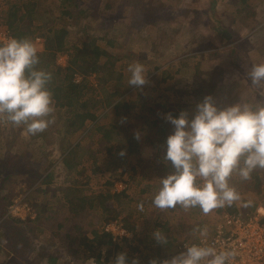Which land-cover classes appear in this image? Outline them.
<instances>
[{
  "label": "rangeland",
  "instance_id": "rangeland-1",
  "mask_svg": "<svg viewBox=\"0 0 264 264\" xmlns=\"http://www.w3.org/2000/svg\"><path fill=\"white\" fill-rule=\"evenodd\" d=\"M27 1L0 0V25L4 26L2 23L11 6ZM75 3L77 8L62 0H40L33 9L31 22L21 19L19 23L28 39L33 43L34 39H39L34 43L39 55L45 53L43 36H63L65 49L73 52V48L86 46L91 38L103 37L106 31L99 44L104 47L106 41L113 38L120 49H107L108 52L127 57L116 63L119 69L115 72L121 75L118 100L132 97L150 110L166 100L173 101L174 105L181 103L180 112H187L189 117L196 104L209 95L218 106L264 103V87H253L246 75L252 65L264 63V0H75ZM61 10L71 12L72 16L63 17ZM80 11L84 12L78 15ZM238 12H241L240 17ZM22 13L18 15L23 16ZM149 22L154 25L148 26ZM69 59L67 54H58L56 63L65 69ZM136 62L142 63L146 70L147 83L141 90L128 84L127 68ZM181 73L193 77H182ZM161 77L167 78L166 81L161 82ZM86 83L89 100L102 101L115 91L114 86L92 76L87 77ZM168 89L171 90L167 92ZM91 113L96 121L86 122L85 132L81 134L72 133L63 123L71 116V111L64 109L59 110L53 123L37 135H29L22 127H13L6 118L0 117V160L5 155L18 160L17 166L0 165V264H7L9 259L18 264L24 258L30 264H49V258H54L55 264H105L112 249L101 247L87 251L84 242L93 240V231L101 234L102 227L112 223H104L105 219L115 215L114 222L123 229L124 225L134 227L127 239L130 240L134 232L135 242L114 241L125 252L134 253L132 262H162L180 253L182 239L199 238L194 229L206 227L211 237L213 227L223 216L229 215V206L214 209L208 215L198 208L185 211L177 206L172 212L153 207L152 200L160 187L161 178L156 177L158 171L155 169L159 165H149L147 171L144 161L141 166L134 164V156L126 157L131 161L124 167L123 184L114 183L123 169H116L109 161L110 156L105 155L107 143L101 141L96 128L100 125L107 128L110 124L122 127L127 122L119 117L112 118L108 108L97 106ZM141 127L135 128L140 135H153V131ZM75 144L79 147L69 156L74 167L68 170L63 159ZM25 161L26 166L22 164ZM9 172L13 175L4 179ZM36 173L39 179L31 184ZM256 175L259 195L251 190L254 180L244 181L238 175L230 180L240 195V200L232 206L245 210L240 213L242 216L255 215L258 209L264 211V170H258ZM107 182L113 184L111 189ZM121 191H125L127 199L108 202L109 211H101L96 197ZM80 196L90 204L78 217L76 212L69 210V200L74 205L75 197ZM18 202L30 208L31 219H25L20 209L14 211V204ZM140 204H143V211L137 207ZM163 223L168 228L161 230ZM157 230L167 237V245L160 246L153 238ZM98 254L100 260H96ZM114 258H110L109 264Z\"/></svg>",
  "mask_w": 264,
  "mask_h": 264
},
{
  "label": "clouds",
  "instance_id": "clouds-1",
  "mask_svg": "<svg viewBox=\"0 0 264 264\" xmlns=\"http://www.w3.org/2000/svg\"><path fill=\"white\" fill-rule=\"evenodd\" d=\"M39 64L38 48L31 39L0 42V117L29 135L44 132L53 123L55 111L48 88L51 73L40 69ZM145 71L142 63L130 64L129 86L141 90L147 83ZM246 75L253 87H264V63L252 65ZM164 119L173 127L163 156L171 171L159 179L153 207L166 210L179 206L185 211L198 208L208 215L240 200L230 184L233 176L248 181L255 171L264 170V103L218 106L209 95L196 104L191 117L182 111L178 116L166 114ZM137 207L143 211V204ZM193 231L198 232L200 243L185 246L171 259L153 260L151 264H234L237 254L230 245L218 250L206 244V227ZM152 235L161 245L169 243L160 230ZM182 240L183 244L196 241ZM114 264H127L126 254L117 256Z\"/></svg>",
  "mask_w": 264,
  "mask_h": 264
},
{
  "label": "trees",
  "instance_id": "trees-1",
  "mask_svg": "<svg viewBox=\"0 0 264 264\" xmlns=\"http://www.w3.org/2000/svg\"><path fill=\"white\" fill-rule=\"evenodd\" d=\"M39 1L40 0H28L26 3H23L20 6L14 5L10 7V10L7 13V18L4 19V23L2 24L11 32L13 38H27L25 36V30L22 29L19 22L21 19H26L31 22V15L34 11L33 9L38 6ZM241 1L244 2L245 0ZM62 2L72 3L77 8L75 0H62ZM85 10L87 11V9ZM61 11V15L63 17L66 16L70 18L72 16L71 12L65 10ZM19 12H23V16H19ZM83 12L84 11L78 12V15ZM240 13L241 12H238L239 17ZM86 16L87 14H85V17ZM236 19L234 18V20ZM244 19L245 17L242 16L241 20ZM152 25L154 24L152 22H149L148 26ZM106 34L107 33L105 31L103 37L91 38L86 46H83L81 48H73V52H71V49H65L63 36L52 35V37H50L49 35H46L42 37L43 51L45 53L39 55L40 64L38 65V67L47 72H50L52 76V79L48 84V88L52 93L55 112H57L55 113V115L52 114V119H55L53 117H57V115L59 114V110L64 109L66 111H71L70 118L65 120L63 123L67 124V128L70 129L72 133L81 134V132H85L86 122L96 121V117L91 113L92 109L97 106L103 109L108 108L113 114L112 118L119 117L123 121L126 120L127 122L122 127H116L114 124H110V126H107V128L102 125L96 128L97 133L101 134V141L107 143L106 145H104L105 155L110 156L108 157L109 161L111 160L113 162L112 165H115L116 169H123L120 173V178L114 180V183L123 182L121 177L125 173L124 167H128L131 161V159H126L127 156L136 157L134 164H137V166H141L144 161V165L147 171L149 165L154 167L155 163H157L156 165H159V167L155 168L158 171V176L156 175V177L163 178L171 171L169 165H164L165 163L163 162V156L166 151V138L172 133L171 130L173 129L172 125L167 122L164 117L166 114L178 116L180 110L182 109V105L181 103L174 105L173 103H171L173 101L166 100V102L163 104L155 105V110H150L144 103H141L142 105L138 104L132 97H125L126 99L124 98L118 100L117 89L120 90L121 88V85L119 83L121 75H118L115 72V69H119L117 68L116 63L127 59V57L119 56L116 54L113 55L108 52L107 49H120L118 44L114 43L113 38H110L108 41H106L104 47L99 44L101 39H104V36ZM223 41L226 43H230V40L225 41L224 38ZM58 54H67L69 56L70 59L68 61L67 68L62 69V67L56 63ZM195 73L199 74L197 70ZM181 74L182 77H193L191 75H185L184 73ZM74 75H78L79 77H81V81L79 83H75L73 81ZM91 76L101 83L114 86L115 91L113 93H108L102 101L95 100L94 98H91V100H89V98L86 97V92L88 91V85L86 81L87 77ZM166 79L167 78L165 77H161L160 81L165 82ZM154 80L157 81L156 79ZM198 84H200V82H198ZM169 90L171 89H168L167 92H169ZM148 115H150L151 118ZM145 125H148V127ZM139 126L153 131V135H140L141 133H138V131L135 130V128H139ZM137 134H139V139L136 138ZM78 147L79 145L75 144L72 148H69V151H67L63 159V164L68 170H71L74 167V164L69 160V156H71L72 150H76L78 149ZM121 152L124 153L123 156L120 155ZM13 156L16 157V155ZM24 157H27V155L25 154ZM16 159L17 158H13L11 155H5L4 158L0 160V165L4 166V164L6 163L8 165L17 166L16 161L18 160ZM145 160H147L146 163L148 164L145 163ZM28 161L31 162L30 157H28ZM26 163L27 161L22 164L26 166ZM257 172L258 170L252 174L250 180L255 181H253L254 187H252L251 190L255 192L256 195H259L260 185L258 184V176L256 175ZM12 175V172H9L4 179H8ZM38 179L39 175L38 173H36L34 178L32 179L31 184H34ZM107 186L111 189L113 187V184L107 182ZM126 199L127 197L125 196V191H121L117 193L108 192L103 196L100 195L96 197L95 200L98 207L101 208V211L108 212L109 210L106 207V203H116ZM75 201L76 203L73 205L71 200H69V210L76 212V215L79 217L80 214L85 213V208L88 207L90 203L86 201V199L82 196L75 197ZM230 208L231 209L229 214L233 213V215H236L238 213L240 214L245 212V210L242 209H234L233 206H230ZM168 210H172L173 212V209ZM158 215H160V212L156 214V222L153 225L155 226V228L157 226V220L159 219ZM114 221H116V215L106 218L104 223ZM262 221H264V219H262ZM162 228L167 229V224L163 223L161 230ZM133 229L134 227L132 226L124 225V230L127 233L132 232ZM91 233L93 234V240L84 242L85 250L94 251L95 248L110 247L112 251L107 254V257L105 259L107 262L105 264H109L110 258L115 257L114 260L111 261V264H114L116 256L118 254H126L127 264H132L134 254L132 253V251L125 252L124 249L120 248V246H118L114 242L112 237L108 234L99 233L97 235L95 231ZM130 236V240H128L127 238H123V242L132 243L136 241L135 239H133V237L135 236L134 232ZM159 245L157 244V248H159ZM26 260L27 259L24 258L23 262L18 264H30L28 260ZM96 260H100V254L96 255ZM12 262H14V260L9 259L7 264H16V262ZM55 262L56 260L54 258H49V264H55Z\"/></svg>",
  "mask_w": 264,
  "mask_h": 264
},
{
  "label": "built area",
  "instance_id": "built-area-1",
  "mask_svg": "<svg viewBox=\"0 0 264 264\" xmlns=\"http://www.w3.org/2000/svg\"><path fill=\"white\" fill-rule=\"evenodd\" d=\"M13 38L11 32L0 25V42H5L7 39ZM39 39H34L37 44ZM73 81L79 83L81 77L74 75ZM15 210H21L25 213V219L32 218L30 208L22 202L15 203ZM261 209L256 211L255 215L243 217L239 215H225L220 223L213 228L211 237H208L206 244L215 248L223 249L231 246L236 252L234 264H264V221H262ZM11 213V209H9ZM102 233L108 234L114 241L116 239L128 238V233L118 224L112 222L102 227ZM101 233V234H102ZM193 243H200V238L194 242L182 244L184 251L185 246H191ZM180 246V247H181Z\"/></svg>",
  "mask_w": 264,
  "mask_h": 264
},
{
  "label": "crops",
  "instance_id": "crops-1",
  "mask_svg": "<svg viewBox=\"0 0 264 264\" xmlns=\"http://www.w3.org/2000/svg\"><path fill=\"white\" fill-rule=\"evenodd\" d=\"M233 214V213H232Z\"/></svg>",
  "mask_w": 264,
  "mask_h": 264
}]
</instances>
